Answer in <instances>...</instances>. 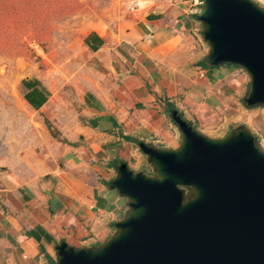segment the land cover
Returning a JSON list of instances; mask_svg holds the SVG:
<instances>
[{"label":"crops","instance_id":"0c3cea01","mask_svg":"<svg viewBox=\"0 0 264 264\" xmlns=\"http://www.w3.org/2000/svg\"><path fill=\"white\" fill-rule=\"evenodd\" d=\"M199 10L148 11L121 30L88 31L81 40L86 75L69 91L57 94L39 76L22 80L25 106L43 113L58 136L33 165L0 173V264H55L61 243L90 248L113 235L127 209L109 185L117 165L131 169L133 156L146 162L140 142L177 148L167 107L177 109L182 91L201 96L193 85L180 88V79L197 73L208 89L234 72L205 65ZM63 113L69 118L60 120Z\"/></svg>","mask_w":264,"mask_h":264},{"label":"water","instance_id":"95a60500","mask_svg":"<svg viewBox=\"0 0 264 264\" xmlns=\"http://www.w3.org/2000/svg\"><path fill=\"white\" fill-rule=\"evenodd\" d=\"M207 67H240L244 104L264 107V8L250 0H200ZM175 149L143 142L152 175L119 162L110 188L127 202L102 245L56 247L55 264H264V152L245 127L223 139L198 133L178 110Z\"/></svg>","mask_w":264,"mask_h":264},{"label":"rangeland","instance_id":"374dc122","mask_svg":"<svg viewBox=\"0 0 264 264\" xmlns=\"http://www.w3.org/2000/svg\"><path fill=\"white\" fill-rule=\"evenodd\" d=\"M250 1L264 8V0ZM199 2L0 0V173L10 172L18 164L26 168L33 165L35 157L49 148L51 137L58 136L43 113L25 106L20 90L24 78L39 76L57 94L69 91L71 83L83 80L86 75L81 40L88 31L121 30L131 24L134 14L198 6ZM233 67L234 72L227 80L208 89L203 87L197 73L186 79L191 85L180 79V88L188 85L190 89L193 85L201 96L195 100L182 91L174 98V104L198 133L217 140L245 126L264 152V107L245 106L250 78L240 67ZM68 118L63 113L60 120ZM172 129L178 135L179 146L180 132L175 124ZM128 161L134 172L152 175L151 167L140 162V157H129ZM123 216L121 212L119 218Z\"/></svg>","mask_w":264,"mask_h":264},{"label":"trees","instance_id":"16d2710c","mask_svg":"<svg viewBox=\"0 0 264 264\" xmlns=\"http://www.w3.org/2000/svg\"><path fill=\"white\" fill-rule=\"evenodd\" d=\"M167 113H169L170 111L169 110H175L176 108L173 106V105H169L168 107H167ZM177 110V109H176ZM180 115L182 116V114L180 113Z\"/></svg>","mask_w":264,"mask_h":264},{"label":"built area","instance_id":"2783aa9c","mask_svg":"<svg viewBox=\"0 0 264 264\" xmlns=\"http://www.w3.org/2000/svg\"><path fill=\"white\" fill-rule=\"evenodd\" d=\"M200 5V2L198 3ZM203 76V75H202Z\"/></svg>","mask_w":264,"mask_h":264}]
</instances>
